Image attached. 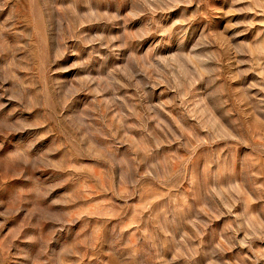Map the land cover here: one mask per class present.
Returning a JSON list of instances; mask_svg holds the SVG:
<instances>
[{
  "label": "rangeland",
  "instance_id": "obj_1",
  "mask_svg": "<svg viewBox=\"0 0 264 264\" xmlns=\"http://www.w3.org/2000/svg\"><path fill=\"white\" fill-rule=\"evenodd\" d=\"M0 264H264V0H0Z\"/></svg>",
  "mask_w": 264,
  "mask_h": 264
}]
</instances>
